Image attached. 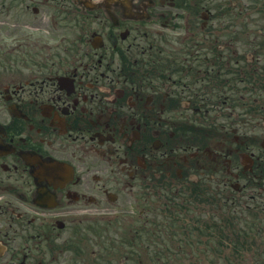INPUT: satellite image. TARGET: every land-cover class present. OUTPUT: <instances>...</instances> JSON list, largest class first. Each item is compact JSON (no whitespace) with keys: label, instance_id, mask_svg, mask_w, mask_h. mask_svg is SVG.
I'll use <instances>...</instances> for the list:
<instances>
[{"label":"flooded vegetation","instance_id":"af4514ba","mask_svg":"<svg viewBox=\"0 0 264 264\" xmlns=\"http://www.w3.org/2000/svg\"><path fill=\"white\" fill-rule=\"evenodd\" d=\"M0 36V264H264V0H0Z\"/></svg>","mask_w":264,"mask_h":264},{"label":"rangeland","instance_id":"374dc122","mask_svg":"<svg viewBox=\"0 0 264 264\" xmlns=\"http://www.w3.org/2000/svg\"><path fill=\"white\" fill-rule=\"evenodd\" d=\"M2 37L3 36H0V48H5V49H7V42H4V40L2 39ZM6 41V40H5ZM10 43V42H9ZM13 55L16 57V54L15 53H13ZM0 57H1V59L3 60V57H4V54L1 56L0 55ZM238 263L239 264H242V261H238ZM245 263H247V262H245Z\"/></svg>","mask_w":264,"mask_h":264}]
</instances>
